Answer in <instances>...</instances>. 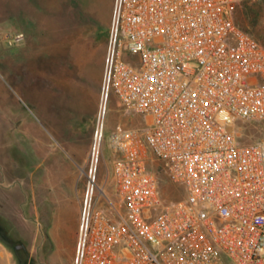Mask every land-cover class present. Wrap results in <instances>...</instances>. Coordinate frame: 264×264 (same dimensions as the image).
Instances as JSON below:
<instances>
[{
  "label": "built area",
  "instance_id": "obj_1",
  "mask_svg": "<svg viewBox=\"0 0 264 264\" xmlns=\"http://www.w3.org/2000/svg\"><path fill=\"white\" fill-rule=\"evenodd\" d=\"M264 0H114L75 264H264V46L235 20ZM145 120L109 139V95ZM244 135V136H243ZM148 154L184 197L164 203Z\"/></svg>",
  "mask_w": 264,
  "mask_h": 264
},
{
  "label": "rangeland",
  "instance_id": "obj_2",
  "mask_svg": "<svg viewBox=\"0 0 264 264\" xmlns=\"http://www.w3.org/2000/svg\"><path fill=\"white\" fill-rule=\"evenodd\" d=\"M113 8L114 0H0V236L18 264H75L102 96V86L98 100L92 93L98 80L91 68ZM234 18L264 46L263 3L242 5ZM34 66L48 74L40 98L28 94ZM118 127L141 133L145 120L111 92L96 172L109 193L115 185L109 136ZM242 132L245 141L262 140L264 121ZM148 158L166 180L161 162ZM171 184L165 198L184 197ZM23 222L27 229L15 228Z\"/></svg>",
  "mask_w": 264,
  "mask_h": 264
},
{
  "label": "crops",
  "instance_id": "obj_3",
  "mask_svg": "<svg viewBox=\"0 0 264 264\" xmlns=\"http://www.w3.org/2000/svg\"><path fill=\"white\" fill-rule=\"evenodd\" d=\"M107 43H108V37L104 39L103 43H100L102 45L101 48V54H100V59L95 66V64L92 65V72L93 76L96 78L94 79L96 84H93V90L92 93L95 96V100H98L99 97V92L103 83V75H104V69H105V58H106V52H107ZM84 71V65L80 67ZM80 72H83V71ZM48 79V74L45 73V71L40 73L38 67H33L32 68V76L29 78V83H28V94L31 95L34 98H40L41 91L44 93V88L43 90L40 89L41 86V80L43 81V84L45 85V82ZM76 79V78H75ZM15 228H22V229H27V223L23 222L20 223L19 225H16ZM8 241H6L2 236H0V264H18L15 260L12 248L9 249L8 247Z\"/></svg>",
  "mask_w": 264,
  "mask_h": 264
},
{
  "label": "trees",
  "instance_id": "obj_4",
  "mask_svg": "<svg viewBox=\"0 0 264 264\" xmlns=\"http://www.w3.org/2000/svg\"><path fill=\"white\" fill-rule=\"evenodd\" d=\"M245 4H252V3H243L242 5H245ZM242 5H241V6H242ZM241 6H240V7H241ZM240 7H239V8H240ZM239 8H238V9H239ZM238 9H237V10H238ZM237 10H236V11H237ZM236 22H237V21H236ZM237 23H238V22H237ZM240 26H241V25H240ZM242 28H243V27H242ZM243 29H244V28H243ZM244 30H245V29H244ZM245 31H246V30H245ZM247 32H248V31H247ZM248 33H249V32H248ZM250 34H251V33H250ZM251 35H252V34H251ZM252 36H253V35H252ZM161 169H162L163 174L166 176V180H164V179H163L162 177H160L159 174L157 173L158 176H159L160 182H161L162 196H163L164 203H169V202H171V201H168V200L165 198V193H164V191H163V188H164V186H165L166 184H169V185H172V184H171V181H170L169 177H168L167 174L164 172L163 168H161Z\"/></svg>",
  "mask_w": 264,
  "mask_h": 264
}]
</instances>
